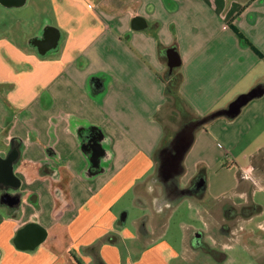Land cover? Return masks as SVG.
<instances>
[{"label":"crops","instance_id":"crops-1","mask_svg":"<svg viewBox=\"0 0 264 264\" xmlns=\"http://www.w3.org/2000/svg\"><path fill=\"white\" fill-rule=\"evenodd\" d=\"M0 14V264H264V0H0Z\"/></svg>","mask_w":264,"mask_h":264},{"label":"water","instance_id":"water-1","mask_svg":"<svg viewBox=\"0 0 264 264\" xmlns=\"http://www.w3.org/2000/svg\"><path fill=\"white\" fill-rule=\"evenodd\" d=\"M52 41L53 40H48L45 48L53 44L54 41ZM168 65L171 68L179 65L178 56L174 51H170L168 53ZM256 96L257 94L255 92H250L246 95L238 97V99H236V101L232 103V105L230 106V110L227 113L231 114V117H233L234 115L238 114L240 108L243 105H245L248 101L255 98ZM218 114L220 115L222 113ZM194 128V126H185L180 129L177 133H175L172 139V151H170L169 149H164L161 151L162 162L160 165V171H162V174L164 176L170 177L178 172L182 158L186 150L190 146Z\"/></svg>","mask_w":264,"mask_h":264},{"label":"trees","instance_id":"trees-1","mask_svg":"<svg viewBox=\"0 0 264 264\" xmlns=\"http://www.w3.org/2000/svg\"><path fill=\"white\" fill-rule=\"evenodd\" d=\"M232 29L238 34V36L240 37V39H242V41L248 45L259 57H262V54L261 52L251 44V42L246 39L240 32L239 30L232 26ZM181 81V77L180 75H176V74H170V76L168 77V81H167V86H166V94H169L170 96L172 97H175L176 96V91H177V88H178V85ZM216 112H211L209 114H207L206 116H203V117H199V118H196L194 121H188L189 123H200V124H203L205 122H209L210 120H212V116L215 114ZM165 147V146H164Z\"/></svg>","mask_w":264,"mask_h":264},{"label":"rangeland","instance_id":"rangeland-1","mask_svg":"<svg viewBox=\"0 0 264 264\" xmlns=\"http://www.w3.org/2000/svg\"><path fill=\"white\" fill-rule=\"evenodd\" d=\"M0 15H1V14H0ZM0 18H1V16H0ZM24 19H25V18H24ZM28 23L30 24V22H28ZM29 24L26 23V24L24 25L25 27H23V30H25V28H26V30H27V28H29V27H28ZM26 30H25V31H26ZM29 32H31V31H26L27 34H31V33H29ZM32 32H33V31H32ZM261 54H262V53H261ZM4 88H5V87H4ZM0 97H1V95H0ZM2 101H3V99H0V115H1L2 113H5L4 111H6L5 106H2ZM256 262H257V264H261V263H259L258 261H256Z\"/></svg>","mask_w":264,"mask_h":264},{"label":"flooded vegetation","instance_id":"flooded-vegetation-1","mask_svg":"<svg viewBox=\"0 0 264 264\" xmlns=\"http://www.w3.org/2000/svg\"><path fill=\"white\" fill-rule=\"evenodd\" d=\"M1 164V163H0ZM3 169V168H2ZM1 168H0V170H2ZM0 174L1 175H3L5 178H7V173H6V171H0Z\"/></svg>","mask_w":264,"mask_h":264}]
</instances>
